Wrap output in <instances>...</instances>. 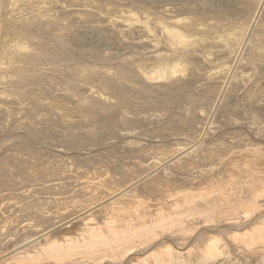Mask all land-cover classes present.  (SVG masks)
Returning <instances> with one entry per match:
<instances>
[{
  "label": "rangeland",
  "instance_id": "1",
  "mask_svg": "<svg viewBox=\"0 0 264 264\" xmlns=\"http://www.w3.org/2000/svg\"><path fill=\"white\" fill-rule=\"evenodd\" d=\"M8 1L0 0L5 6L10 4L11 0ZM37 1L47 9H43L47 17L44 15L40 25L27 23L25 27L19 22L16 30L27 28L29 33L43 36L46 42L42 49L50 51L44 52L47 64L42 61L29 64L32 75L28 97L0 107V141L7 138L9 142L17 141L19 148H26L18 154V150L9 151L8 145H0V167L4 168H0L3 173L0 174V201L16 203L18 207L26 205L33 210L39 201L63 198L66 205L79 208L83 196L71 197L65 192L68 187L79 189V182L83 181L84 187L93 179L112 180L113 187L121 191L116 209L126 211L130 218L136 216V208H141L140 215H149L159 205L166 207L172 202L169 213L183 218L181 223L169 226L168 232L175 238L195 235L201 226L209 224L211 233L224 234L228 222L246 220L242 206L256 192L262 194L259 199L264 209V0H57L59 4L56 0ZM49 1H55V6L61 4V8L50 6L57 13L47 8L53 4ZM34 14L24 13L31 18ZM6 33L10 36L13 32ZM53 63L59 64L57 68ZM166 65L173 68L167 69L164 77H152L155 69ZM135 69L139 72L135 73ZM120 73L127 74L125 84L118 83L123 76ZM92 74L94 79L98 76L97 82L93 81ZM41 79L47 86L42 82L36 84ZM90 81L99 85L97 91L93 88L88 91L89 95L98 96L96 99L93 96L94 106H89L95 108L93 111L80 107L73 93L74 89L93 84ZM105 99L112 101L105 104ZM99 100L102 103L95 107ZM105 105L107 108L113 105L112 113ZM10 111H15L12 116L17 117L6 118ZM10 164L16 165L12 168ZM47 192L51 197H46ZM233 205L236 213L227 210ZM225 241L216 245L217 259L203 243H194L192 252H178V247L171 253L156 250L150 255H140L136 264H264V242L253 240L234 245L228 242L227 245ZM50 264H66V261Z\"/></svg>",
  "mask_w": 264,
  "mask_h": 264
},
{
  "label": "bare ground",
  "instance_id": "2",
  "mask_svg": "<svg viewBox=\"0 0 264 264\" xmlns=\"http://www.w3.org/2000/svg\"><path fill=\"white\" fill-rule=\"evenodd\" d=\"M10 1V0H9ZM8 1V2H9ZM31 0H11L10 4L6 6L2 5L3 2H0V107L2 104H8L11 105L12 103L17 101H20V99H25L29 95V88L31 85H29V80L31 78L30 74V69H29V64L31 62H36L38 63L39 61L46 62L45 57L47 52L45 50L43 51V43L44 41L41 35L38 33L31 34L29 33L28 29H22V30H16V26L19 22H22L25 27L27 23H31L33 25H40L41 21L44 19V14L43 9L41 6L42 4H39L37 0L31 1L32 4H30ZM43 1V0H42ZM57 1V0H56ZM61 1V0H60ZM7 2V1H6ZM48 2V1H47ZM50 3L53 2L52 5L50 6H55L56 2L55 1H49ZM55 2V3H54ZM58 2V1H57ZM64 2V0H63ZM62 2V3H63ZM107 2V1H106ZM259 2V1H258ZM5 3V1H4ZM45 3V0H44ZM61 3V2H60ZM66 3V2H65ZM65 3H63L65 5ZM82 3V2H81ZM90 3V2H89ZM88 3V4H89ZM59 4V2H58ZM62 4V5H63ZM78 4V3H77ZM106 4V3H105ZM258 4V3H257ZM260 4V3H259ZM41 5V6H40ZM47 5V4H45ZM61 5V4H60ZM59 5V6H60ZM67 5V4H66ZM44 6V5H43ZM59 6H55L59 8ZM79 6V5H78ZM78 6H76L78 8ZM85 6V5H84ZM52 7V10H55ZM64 7V6H63ZM67 7V6H66ZM70 7V6H69ZM75 7V8H76ZM82 6L80 5V8ZM88 7V6H87ZM61 8V6H60ZM79 8V10H80ZM115 8V7H114ZM134 8V7H133ZM254 8V7H253ZM64 9V8H63ZM74 9V7H73ZM94 9V8H93ZM98 9V8H97ZM101 9V8H100ZM241 9V8H240ZM45 10V9H44ZM47 10V9H46ZM45 10V11H46ZM59 10V9H58ZM78 10V11H79ZM103 10V9H102ZM245 10V9H244ZM25 11H32L34 14L33 18L27 17V15H24ZM77 11V10H76ZM81 11V10H80ZM89 11V10H88ZM98 11V10H97ZM119 11V10H118ZM255 11V10H254ZM14 12H17L15 14ZM49 14V11H47ZM55 13L57 11L55 10ZM62 13V12H61ZM86 13V12H85ZM53 14V13H52ZM76 14V13H75ZM82 14V13H81ZM89 14V13H88ZM105 14V13H104ZM256 14V13H255ZM55 14H53L54 16ZM49 17L51 16L50 14L48 15ZM52 16V17H53ZM74 16V15H73ZM79 16V15H78ZM25 17H27L25 19ZM47 17V15H46ZM51 17V18H52ZM105 17V16H104ZM120 17V16H117ZM36 19L33 20V19ZM50 18V19H51ZM85 18V17H83ZM127 18V16H126ZM130 19V18H129ZM54 20V19H53ZM87 20V19H86ZM132 19H130L131 21ZM68 21V20H67ZM74 21V20H73ZM84 21V20H83ZM249 21V20H248ZM36 22V23H35ZM164 23V22H163ZM253 23V22H252ZM30 24V25H31ZM233 25V24H232ZM242 26V25H240ZM193 27V26H192ZM240 28V27H239ZM249 28V27H248ZM190 29V28H189ZM250 29V28H249ZM6 31L13 32L12 35L7 36L9 34L6 33ZM39 31V30H38ZM116 31V30H115ZM247 31V30H246ZM252 32V31H251ZM41 33V32H39ZM113 33V32H112ZM42 34V33H41ZM61 35V34H59ZM115 35V34H114ZM199 36V35H198ZM63 37V34H62ZM65 37V36H64ZM48 38V37H47ZM50 38V36H49ZM61 38V37H60ZM85 37H82L81 39L84 40ZM113 34H112V39H113ZM116 38V37H115ZM114 38V39H115ZM176 38V37H175ZM178 38V37H177ZM55 40H58L55 39ZM61 40V39H60ZM64 40V39H62ZM61 40V41H62ZM66 41V40H65ZM78 41V40H77ZM82 41V40H81ZM57 42V41H56ZM64 42V41H62ZM80 42V41H79ZM78 42V43H79ZM83 42V41H82ZM65 43V42H64ZM63 43V45H65ZM116 43V42H115ZM114 43V45H115ZM55 44V43H54ZM67 44V42H66ZM184 44V43H183ZM45 45V44H44ZM137 45V44H136ZM54 46V45H52ZM116 46V45H115ZM138 46V45H137ZM49 47V46H48ZM84 47V46H83ZM136 47V46H135ZM46 48V47H45ZM57 48V47H56ZM55 48V49H56ZM54 50V48L52 49ZM51 50V51H52ZM59 50V49H58ZM58 50H54L57 51ZM90 50V48H89ZM93 50V49H92ZM67 51V49H66ZM115 51V50H114ZM45 52V53H44ZM53 52V51H52ZM57 54L56 52H54ZM61 55L63 54L62 51L58 52ZM243 53V52H242ZM45 54V55H44ZM52 53H48L50 55ZM105 54V53H104ZM121 55V54H120ZM51 56V55H50ZM125 56V55H124ZM49 58V56H47ZM52 57V56H51ZM50 57V58H51ZM62 56L59 55V58L61 59ZM97 57V56H96ZM115 57V56H114ZM119 57V56H118ZM121 57V56H120ZM49 58V60H50ZM53 58L55 56L53 55ZM58 58V55L57 57ZM123 58V56L121 57ZM126 57H124L125 60ZM47 59V58H46ZM52 59V58H51ZM60 59L59 62H60ZM130 59V58H129ZM56 60V59H55ZM62 60V59H61ZM119 60V59H118ZM127 60V59H126ZM131 60V59H130ZM133 60V59H132ZM137 60V59H136ZM69 61V60H68ZM52 62V61H51ZM54 62V61H53ZM58 62V61H56ZM134 62V61H133ZM204 62V61H203ZM34 63V64H36ZM41 62H39L40 64ZM43 63V64H44ZM50 63V61H49ZM126 63V62H125ZM32 63V65H34ZM47 64V63H45ZM51 64V63H50ZM57 65V63H55ZM61 64V63H60ZM124 64V63H123ZM122 64V65H123ZM131 64V63H130ZM38 65V64H36ZM35 65V66H36ZM42 65V64H41ZM53 66L54 63L52 64ZM59 65V64H58ZM57 65V66H58ZM75 65V64H74ZM150 65V64H148ZM40 66V65H38ZM37 66V67H38ZM44 66V65H43ZM41 66V67H43ZM50 66V65H49ZM52 66V67H53ZM56 66V68H57ZM126 66V65H125ZM123 67L127 69L126 67ZM129 66V65H128ZM127 66V67H128ZM134 66V65H133ZM132 66V67H133ZM177 66V65H175ZM32 66H30L31 68ZM48 67V66H45ZM44 67V68H45ZM84 67V66H83ZM93 67V66H92ZM130 67V66H129ZM141 67V66H140ZM179 67V66H177ZM39 68V67H38ZM43 68V69H44ZM49 68V67H48ZM48 68L46 70H48ZM71 68V67H70ZM122 68V69H123ZM173 68L170 65H166L161 67L160 69L152 72V77L156 75H161L165 76L167 69ZM180 68V67H179ZM34 69V68H33ZM51 69V66H50ZM49 69V70H50ZM55 69V68H54ZM132 69V68H130ZM182 69V68H181ZM37 70V69H34ZM40 70V69H39ZM37 70V72L39 71ZM53 70V68H52ZM73 70V69H72ZM79 70V69H78ZM124 70V69H123ZM133 70V69H132ZM132 70H130L132 72ZM144 70V69H143ZM208 70V69H207ZM95 71V70H94ZM127 71V70H126ZM129 71V72H130ZM180 71V70H179ZM178 71V72H179ZM36 72V71H34ZM40 72V71H39ZM43 72V70H42ZM49 72V71H48ZM135 69V73H136ZM139 72V71H138ZM137 72V73H138ZM168 72V71H167ZM175 72V69H174ZM182 72V71H181ZM184 72V71H183ZM32 73V72H31ZM52 73V72H51ZM91 73V72H90ZM94 73V72H93ZM112 73V72H111ZM124 73V72H123ZM133 73V72H132ZM131 73V75H133ZM37 74V73H36ZM89 74V73H88ZM98 74V73H97ZM101 74V73H100ZM98 74V75H100ZM106 74V73H104ZM121 74V73H120ZM144 74V73H143ZM35 76V74H33ZM42 75V74H41ZM94 74H92L93 81L98 80V76L94 79L93 77ZM123 76H120L118 79V83H124L126 81L124 74H121ZM137 75V74H136ZM139 75V74H138ZM226 75V74H225ZM37 76V75H36ZM44 76V75H43ZM75 76V75H74ZM84 76V75H83ZM88 76V75H86ZM85 76V77H86ZM129 76V74H128ZM135 76V75H134ZM142 76V75H141ZM172 76V75H171ZM41 77V76H40ZM39 77V78H40ZM82 77V76H81ZM90 77V74L88 78ZM132 77V76H130ZM129 77V78H130ZM162 77V78H163ZM228 77V76H227ZM38 78V77H37ZM45 78V77H43ZM84 78V77H83ZM90 78L89 80H91ZM100 78V77H99ZM133 78V77H132ZM130 78V79H132ZM139 78V77H138ZM72 79V78H71ZM87 79V78H86ZM125 79V80H124ZM136 80L137 77H134ZM153 79V78H152ZM151 79V80H152ZM156 79V78H155ZM47 80V79H46ZM45 80V81H46ZM70 80V79H68ZM82 80V79H81ZM128 80V79H127ZM140 80V79H139ZM150 80V78H149ZM160 80V79H159ZM211 80V79H210ZM33 83L35 82L32 80ZM38 81V80H37ZM44 80H40L39 82H36V84H40ZM76 81V80H74ZM83 81V80H82ZM88 81V80H86ZM100 81V79H99ZM98 81V82H99ZM110 81V80H109ZM158 81V80H156ZM165 81V80H164ZM70 82V81H69ZM73 82V80L71 81ZM70 82V83H71ZM77 82H79L77 80ZM85 82V81H84ZM93 84H91V83ZM87 86H82L84 87L83 89L81 87L80 90H76L72 87L73 93L77 96L76 98L79 99V104L80 107L84 108L87 110L90 108L89 106H94L93 104L95 103L93 100H95L98 96L96 95H89L88 91L93 88L95 91L98 90L96 87L98 85L94 84V82L90 81ZM97 82V81H96ZM130 81H128L129 83ZM161 82V81H160ZM176 82V81H175ZM49 83V81H48ZM100 83V82H99ZM111 82H109V85ZM117 83V84H118ZM133 84V79L131 81ZM152 83V82H151ZM150 83V84H151ZM167 83V82H166ZM173 83V82H171ZM178 83V82H177ZM187 83V82H186ZM196 84V82H194ZM44 83L43 86H47ZM69 84V83H68ZM86 84V82L84 83ZM83 82L81 85H84ZM88 84V82H87ZM125 84V83H124ZM123 84V85H124ZM155 84H157L155 82ZM164 84V82L162 83ZM174 85L176 83H173ZM180 84V83H178ZM177 84V85H178ZM33 85V84H32ZM50 86L51 83H49ZM73 85L74 82H73ZM101 85V84H100ZM120 84H118L119 86ZM145 85V84H144ZM38 87V85H36ZM42 86V87H43ZM99 86V85H98ZM102 86V85H101ZM150 87V85H148ZM173 86V85H172ZM41 87V86H40ZM56 87V86H55ZM128 87V86H127ZM135 87L139 86L135 85ZM145 87V86H143ZM148 87V88H149ZM162 85L160 86V88ZM32 88V87H31ZM44 88V87H43ZM117 88V87H116ZM142 88V86H140ZM58 89V88H57ZM67 89V88H66ZM145 89V88H143ZM142 89V90H143ZM147 89V88H146ZM32 90V89H30ZM117 90V89H116ZM141 90V89H140ZM150 90V88H149ZM153 90V88H152ZM215 90V89H214ZM80 91V92H79ZM147 91V90H146ZM145 91V93H146ZM155 91V88H154ZM112 92V91H111ZM110 92V93H111ZM122 92V91H121ZM131 92V91H130ZM137 92V91H136ZM143 92V91H142ZM142 92L140 94H142ZM148 92V91H147ZM150 92V91H149ZM169 92V91H167ZM198 92V91H197ZM97 93V92H96ZM112 93H115L114 91ZM124 93V92H122ZM144 93V94H145ZM174 93V92H173ZM213 93V92H212ZM138 95V98L140 96ZM168 94V93H167ZM175 94V93H174ZM189 94V93H187ZM211 94V93H210ZM105 95V94H104ZM107 95V94H106ZM114 95V94H113ZM130 95V94H129ZM146 95V94H145ZM148 95V94H147ZM152 95V94H151ZM176 95V94H175ZM65 96V94H64ZM93 96L95 99L92 100ZM118 95H115L116 97ZM143 96V94H142ZM150 96V94H149ZM194 96V95H193ZM14 98V101L10 100ZM63 97V96H62ZM101 97V96H99ZM112 97V95H111ZM113 97V98H114ZM145 97V96H144ZM152 98V96H150ZM165 97H167L165 93ZM202 97V96H201ZM221 97V96H220ZM70 98V97H69ZM102 98V97H101ZM147 98V97H145ZM154 98V97H153ZM179 98V97H178ZM192 98V97H191ZM200 98V97H199ZM100 99V98H99ZM104 99V98H103ZM149 99V98H147ZM146 99V100H147ZM210 99V98H209ZM219 99V98H218ZM59 100V99H58ZM133 100V99H132ZM152 99L148 100L147 102L151 101ZM163 100V99H162ZM106 101V102H105ZM103 103H109L112 100H106ZM139 101V100H138ZM145 102V100H143ZM141 101V102H143ZM155 101V100H154ZM22 102V101H21ZM25 102V101H24ZM27 102V101H26ZM25 102V103H26ZM58 102V101H57ZM94 102V103H93ZM99 104L95 105V107L99 106L100 103H102V100L98 101ZM139 102V103H141ZM175 102V101H174ZM24 103V104H25ZM72 103V102H71ZM113 104V102L111 103ZM127 104V103H126ZM138 104V103H137ZM143 104V103H142ZM203 104V102H202ZM23 105V104H22ZM109 105V104H108ZM107 105V106H108ZM114 105V104H113ZM113 105L111 106L113 108ZM139 105V104H138ZM145 106V103L143 104ZM74 106V105H73ZM101 106H103L101 104ZM106 106V105H105ZM104 106V107H105ZM106 106V108H107ZM169 106V105H168ZM167 106V107H168ZM17 107V106H15ZM111 107L109 106L108 108L110 109L109 112H111ZM122 107V106H121ZM166 107V106H165ZM176 107V106H175ZM92 111L94 107H91ZM90 108V109H91ZM107 108V109H108ZM10 109V108H9ZM24 109V108H22ZM95 109V108H94ZM117 109V108H116ZM4 110V109H3ZM83 110V109H82ZM102 110V109H101ZM108 111V110H107ZM137 111V110H136ZM103 112V111H102ZM105 112V111H104ZM15 111H10L8 112V116H5L6 118L9 119V117H15L12 116L14 115ZM21 113V112H20ZM112 113V112H111ZM131 113V112H130ZM19 114V113H18ZM103 114H106L103 113ZM68 115V114H67ZM107 116V115H106ZM105 116V117H106ZM17 117V116H16ZM22 117V116H21ZM103 117V118H105ZM5 118V119H6ZM109 118V117H108ZM107 118V119H108ZM1 119V115H0ZM17 119V118H16ZM1 121V120H0ZM4 120L2 119V122ZM20 121V120H19ZM22 121V120H21ZM5 122V121H4ZM7 122V121H6ZM5 122V123H6ZM136 122V121H135ZM10 123V120L9 122ZM6 123V124H7ZM186 123V122H185ZM5 124V125H6ZM20 124V123H19ZM23 124V123H22ZM20 124V125H22ZM1 125V124H0ZM171 125V124H170ZM3 127V126H2ZM27 127V125H26ZM132 127V126H131ZM176 127V126H175ZM1 128V126H0ZM31 128V127H30ZM7 129V127H6ZM6 129L3 130L6 131ZM24 129V128H23ZM28 128H26L27 130ZM128 129V128H127ZM151 129V128H150ZM154 129V128H153ZM192 129V128H191ZM16 130V129H15ZM184 130V129H183ZM1 131V130H0ZM8 131V129H7ZM6 133L8 134V132ZM23 131V130H22ZM30 131V130H28ZM133 131V130H130ZM153 131V130H152ZM24 132H26L24 130ZM1 133V132H0ZM3 133V132H2ZM5 133V132H4ZM5 133V135H6ZM146 133V132H145ZM24 134V133H23ZM150 134V132H149ZM2 135V134H1ZM4 135V137H5ZM22 135V134H21ZM19 135V136H21ZM8 136V135H7ZM14 136V135H13ZM15 139H18L17 135L14 137ZM29 136V135H28ZM3 137V136H2ZM11 137V135L9 136ZM17 137V138H16ZM155 137V136H154ZM1 138V137H0ZM21 139V137H19ZM22 138H24L22 136ZM26 138V135H25ZM28 139V138H26ZM25 139V140H26ZM38 139V138H37ZM10 140V139H9ZM7 138L1 139L0 145L6 146V150L8 149L9 151H17V153H24L26 151V148H19L16 146L15 142L17 141H12L9 142ZM14 140V139H13ZM19 140V139H18ZM22 140V139H21ZM24 140V142H25ZM35 140V139H33ZM39 140V139H38ZM27 141V140H26ZM24 142L22 144H24ZM179 142V141H178ZM26 142L25 144H27ZM29 144V143H28ZM37 144V143H35ZM49 144V143H48ZM38 145V144H37ZM40 145V144H39ZM42 145V144H41ZM28 146V145H27ZM35 146V145H34ZM31 146V147H34ZM39 148V147H38ZM50 148V147H49ZM5 149V148H4ZM32 149V148H31ZM76 149V148H75ZM1 151H3L1 149ZM5 152V150H4ZM38 152V150H37ZM144 152V151H143ZM16 153V152H15ZM28 153V152H27ZM32 153V152H31ZM81 153V152H80ZM7 155V154H6ZM5 155V158H7ZM14 155V154H13ZM3 156V155H2ZM12 156V155H11ZM25 156V155H24ZM29 156V155H28ZM27 156V157H28ZM42 156V155H41ZM74 156V155H73ZM1 157V156H0ZM40 157V156H39ZM68 157V156H66ZM70 157V156H69ZM72 157V156H71ZM125 157V156H124ZM4 158V157H3ZM9 158V157H8ZM17 158V157H16ZM19 158V156H18ZM34 158V157H33ZM54 159V157H52ZM73 158V157H72ZM77 158V157H76ZM84 158V157H83ZM14 159V158H13ZM29 159V157H28ZM25 159V160H28ZM5 160V159H4ZM3 160V161H4ZM9 160H11L9 158ZM8 160V161H9ZM19 160V159H18ZM40 160V158H39ZM70 160V158H69ZM82 160V158H81ZM90 160V159H89ZM104 160V159H103ZM2 161V162H3ZM7 161V160H6ZM14 161V160H13ZM12 161V162H13ZM41 161V160H40ZM39 161V162H40ZM49 161V159L47 160ZM65 161H67L65 159ZM93 161V160H92ZM10 162V161H9ZM35 162V161H33ZM84 162V161H83ZM82 162V163H83ZM30 163V162H28ZM32 163V162H31ZM2 164V163H1ZM0 164V165H1ZM7 164V163H5ZM18 168L21 170V167L19 166L18 163ZM16 164H10L11 167L15 166ZM23 164V163H22ZM22 164H20L22 166ZM37 161V165H39ZM44 164V163H43ZM76 164V163H75ZM4 165V164H3ZM28 165V164H27ZM42 165V164H41ZM121 165H123L121 163ZM2 166V165H1ZM24 167L26 165H23ZM30 166V165H28ZM31 166H35L32 165ZM30 166V167H31ZM87 166V165H85ZM119 166V164L117 165ZM135 166V165H134ZM9 167V166H8ZM12 167V168H13ZM27 167V166H26ZM25 167V168H26ZM38 167V166H37ZM43 167V166H42ZM123 167V166H122ZM2 168V167H0ZM11 168V169H12ZM17 167H15L16 169ZM28 168V167H27ZM40 168V167H39ZM49 167L47 166V169ZM121 168V167H120ZM124 168V167H123ZM4 169V168H2ZM1 169V171H2ZM31 169V168H30ZM35 169V168H33ZM37 169V168H36ZM42 169V168H41ZM40 169V170H41ZM50 169V168H49ZM116 169V168H115ZM146 169V168H144ZM9 170V169H8ZM25 170V169H24ZM29 170V169H28ZM4 173L6 170H3ZM42 171V170H41ZM118 171V169H117ZM12 172V171H11ZM15 172V171H14ZM20 172V171H19ZM23 172V170H22ZM26 172V171H25ZM31 172V171H30ZM38 172V171H36ZM61 172V171H60ZM69 172V170H68ZM83 172V171H80ZM2 172H0L1 174ZM24 173V172H23ZM43 173V172H42ZM49 173V172H48ZM89 173V172H88ZM3 174V173H2ZM32 174V172H31ZM31 174H28V176ZM35 174V173H34ZM37 174V173H36ZM41 174V173H39ZM60 174V173H59ZM64 174V173H63ZM6 175V174H5ZM7 176V175H6ZM27 176V175H26ZM45 176V175H44ZM41 177V176H39ZM29 178V177H28ZM68 178V177H67ZM97 178V177H96ZM34 179V178H33ZM62 179V178H61ZM60 179V181H61ZM21 180V179H20ZM255 180V179H253ZM38 181V180H37ZM53 181V180H52ZM256 181V180H255ZM18 182V179L17 181ZM21 182V181H20ZM46 182V181H45ZM232 182V181H231ZM260 182V181H259ZM27 182H25L26 184ZM48 183V181L46 182ZM66 183V181H65ZM64 183V184H65ZM70 183V182H69ZM79 189H74L73 187L65 190L66 194L70 195L71 197L75 194L79 198L78 194L83 196L82 203L79 206V208H75L72 205L70 206L69 204L66 205L63 203L62 199L58 200L56 199H45L44 202L39 201V204L36 203L37 205H34L36 208L31 210L29 207H26V205H22L18 207L16 203H4L0 201V264H50L52 262H65L66 264H136L138 262V259L140 255L145 254V255H150L153 254L156 250H164L167 252H175L174 247L176 248L178 252H182L183 250H186V252H192L193 245L196 246L198 243H203L204 247H206L209 251L210 254H214L213 256L215 259H217V255L215 252L216 245L219 243V241L223 240L226 242V244L229 242L231 243H238L241 244L243 241H249L252 242L253 240H259L260 242H264V209L262 208V203L260 202L261 200L259 199L262 194H256L253 196L252 200L248 202L247 204L243 205L242 209L244 213L246 214V220L244 222L241 221H230L228 222L227 229H225V233H211L210 227H207L209 225H203L201 226L202 229L196 231L195 235H190V236H178L173 237L171 232H168L169 226L173 227L172 225L175 226L177 223H181V219L178 216L171 215L168 211V209L171 207L169 206L166 207H161L159 205L158 208L154 209L151 213L148 214H139L141 211V208L138 209L136 208V216L133 218H130L128 215H126V211H119L117 210L116 206L119 205V202L121 201V191L119 189H116L113 187V181L108 180H97L93 179L92 183L86 184L81 186L84 182L81 181ZM5 184V183H4ZM19 184V183H17ZM32 184V183H31ZM41 184V183H40ZM85 184V183H84ZM252 184V183H251ZM258 184V183H257ZM261 184V183H260ZM15 186V185H14ZM28 186V184H27ZM33 186V185H32ZM49 186V185H48ZM58 186H61L58 184ZM57 186V188H58ZM63 186V185H62ZM65 186V185H64ZM63 186V187H64ZM2 187V186H1ZM30 187V186H29ZM5 188V186H4ZM62 188V187H61ZM66 186L64 187V189ZM15 189V188H13ZM32 189V188H31ZM38 189V188H37ZM43 189V188H42ZM50 189V188H49ZM60 189V188H59ZM115 189V190H114ZM255 189V188H254ZM3 190V189H2ZM9 190V189H8ZM7 190V191H8ZM18 190V189H17ZM16 190V191H17ZM33 190V189H32ZM40 190V189H39ZM45 190V189H44ZM43 190V191H44ZM21 193V190H18ZM28 191V190H27ZM61 192V189L59 190ZM256 191V190H255ZM24 192V191H23ZM35 193V191L33 190ZM26 193V192H25ZM39 193V192H38ZM170 193V192H169ZM8 194V193H7ZM14 194V193H13ZM23 194V193H22ZM30 194V193H29ZM32 194V192H31ZM40 194V193H39ZM172 194V193H171ZM6 195V194H5ZM10 196L12 193L9 194ZM37 195V194H36ZM45 195V194H42ZM168 195V192H167ZM7 196V195H6ZM5 196V197H6ZM17 196V195H15ZM14 196V197H15ZM21 196V195H20ZM28 197V195H26ZM50 196L48 195V192L46 193V197ZM54 196V195H53ZM59 196V195H58ZM170 196V195H169ZM221 196V195H220ZM228 196V195H227ZM25 197V196H23ZM31 197V195H29ZM45 197V196H44ZM43 197V198H44ZM51 197V196H50ZM65 197V196H64ZM171 197V196H170ZM264 196H262L263 198ZM12 198V197H11ZM19 198V197H18ZM35 198V197H34ZM172 198V197H171ZM193 198V196H192ZM223 198V197H222ZM228 198V197H227ZM231 198V197H230ZM6 199V198H5ZM14 199V198H13ZM17 199V197H16ZM23 199V198H19ZM39 199V198H38ZM70 199V198H69ZM68 199V200H69ZM186 199V198H185ZM27 200V199H26ZM74 200V197H73ZM79 200V199H78ZM232 200V199H231ZM10 201V199H9ZM14 201V200H13ZM31 201V199L29 200ZM66 201V200H64ZM71 201V200H70ZM162 201V200H161ZM192 201V200H190ZM264 201V200H263ZM6 202V201H5ZM12 202V201H10ZM15 202V201H14ZM18 202V201H17ZM226 202V201H224ZM74 203V202H73ZM158 203V202H157ZM169 203V202H168ZM167 203V204H168ZM231 203V202H230ZM235 203V201H234ZM72 204V202H71ZM159 204V203H158ZM74 205V204H73ZM156 205V204H155ZM225 205V204H224ZM227 205V204H226ZM236 205V204H235ZM77 206V207H78ZM175 206V204H174ZM81 207V208H80ZM157 207V206H155ZM173 207V206H172ZM171 207V208H172ZM178 207V206H177ZM176 207V208H177ZM229 207V206H227ZM73 208V209H72ZM75 208V209H74ZM164 208H167V210L163 211ZM220 208V207H219ZM15 209V211L13 210ZM147 209V208H146ZM172 210V209H171ZM220 210V209H219ZM227 210H231V213H236V208L235 206L229 207ZM172 212V211H171ZM175 208L173 210V213H175ZM226 212V211H225ZM229 212V211H228ZM202 213H205V211ZM231 218V217H229ZM190 219V218H188ZM214 219V218H213ZM229 220V219H228ZM203 222V220H202ZM204 222H209V220L204 221ZM183 223V222H182ZM233 223V224H232ZM191 225V224H190ZM217 225V224H216ZM214 226V225H213ZM222 227V226H221ZM224 227V226H223ZM217 227H215L216 229ZM222 229V228H220ZM215 231V230H214ZM218 231V229H217ZM216 231V232H217ZM175 238V239H174ZM259 242V243H260ZM196 243V244H194ZM258 243V244H259ZM232 244V245H234ZM228 245V244H227ZM231 245V247H233ZM201 246V245H200ZM219 247V245H218ZM230 247V246H229ZM235 248V247H234ZM246 248V247H245ZM218 249V248H217ZM248 249V248H247ZM250 249V248H249ZM248 249V250H249ZM198 250V249H197ZM202 250V249H200ZM254 250V249H252ZM218 251V250H217ZM165 254V252H164ZM191 254V253H190ZM254 254V253H253Z\"/></svg>",
  "mask_w": 264,
  "mask_h": 264
}]
</instances>
